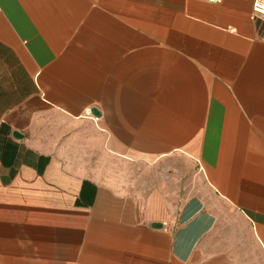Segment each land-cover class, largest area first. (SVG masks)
I'll list each match as a JSON object with an SVG mask.
<instances>
[{
    "label": "crops",
    "instance_id": "crops-1",
    "mask_svg": "<svg viewBox=\"0 0 264 264\" xmlns=\"http://www.w3.org/2000/svg\"><path fill=\"white\" fill-rule=\"evenodd\" d=\"M0 264H264L253 0H0Z\"/></svg>",
    "mask_w": 264,
    "mask_h": 264
},
{
    "label": "built area",
    "instance_id": "built-area-1",
    "mask_svg": "<svg viewBox=\"0 0 264 264\" xmlns=\"http://www.w3.org/2000/svg\"><path fill=\"white\" fill-rule=\"evenodd\" d=\"M219 2L223 0H209ZM253 11L256 15L264 16V0H253Z\"/></svg>",
    "mask_w": 264,
    "mask_h": 264
},
{
    "label": "water",
    "instance_id": "water-1",
    "mask_svg": "<svg viewBox=\"0 0 264 264\" xmlns=\"http://www.w3.org/2000/svg\"><path fill=\"white\" fill-rule=\"evenodd\" d=\"M96 110V109H95Z\"/></svg>",
    "mask_w": 264,
    "mask_h": 264
}]
</instances>
